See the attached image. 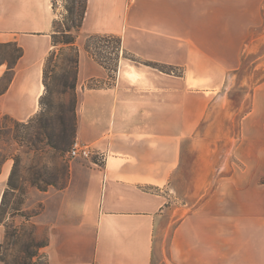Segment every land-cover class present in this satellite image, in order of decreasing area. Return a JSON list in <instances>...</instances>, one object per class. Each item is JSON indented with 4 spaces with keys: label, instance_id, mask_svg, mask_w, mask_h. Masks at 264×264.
Returning <instances> with one entry per match:
<instances>
[{
    "label": "crops",
    "instance_id": "crops-1",
    "mask_svg": "<svg viewBox=\"0 0 264 264\" xmlns=\"http://www.w3.org/2000/svg\"><path fill=\"white\" fill-rule=\"evenodd\" d=\"M56 18L52 0H0V43L22 50L13 68L0 65V77L12 75L0 114L27 121L39 112ZM260 33L264 0H87L76 39L77 140L102 159L74 166L67 187L36 192L48 264H264V78L228 149L233 166L200 200L215 160L201 164L215 150L200 127ZM94 34L119 36L137 59L121 55L112 84L85 47ZM10 167L0 169V213ZM173 192L177 218L167 211ZM5 235L0 220V243Z\"/></svg>",
    "mask_w": 264,
    "mask_h": 264
},
{
    "label": "rangeland",
    "instance_id": "rangeland-1",
    "mask_svg": "<svg viewBox=\"0 0 264 264\" xmlns=\"http://www.w3.org/2000/svg\"><path fill=\"white\" fill-rule=\"evenodd\" d=\"M82 2L83 0H52L57 13L55 40L63 38L65 30L73 26V20L77 25L83 19L80 17L83 13ZM72 28L77 39L81 27ZM118 46L115 38L91 35L85 40V47H89L96 59L105 62L111 69L117 66L121 55L133 56L123 53ZM61 47H64L63 52H60ZM52 50L56 51V54L48 68L50 92L44 99L43 109L40 108L39 112L27 121H17L8 115L0 114V169L3 163L11 166L12 185L7 189L0 213L6 233V244L0 246V264H5L2 258L7 264H48L43 247L38 246L47 240L35 234L34 221L43 208L36 192L63 189L72 180V168L76 169V166L79 167L92 158L97 161L102 159L100 155L83 159L72 158L69 154L77 140L80 96L76 89L64 86L63 75L69 83L74 81L73 65L66 59L73 56L74 51L61 44L53 45ZM261 54H264V33L255 34L253 42L245 50L241 67L221 92V98L213 101L207 110L199 135L212 141L211 147L215 151L214 156L205 154V162L201 164L211 163L210 157L215 160L211 164V183L208 184L207 190L204 189L206 192L201 193L200 200L211 190L214 180H219L228 172V164L233 166V157L231 156L230 162L225 158L228 157V149L233 142H238L241 136V121L250 108L251 91L264 78V56L261 59ZM17 55L18 49L13 43H0L1 63L9 67ZM165 70L181 73L175 66L165 65ZM109 74V83L112 84L116 73ZM10 75L11 72L7 71L0 77V92L5 89ZM193 159L195 160V155L189 158V168L195 162ZM239 167L240 163L237 161L236 168ZM12 187L16 189L13 190ZM178 196L179 193H172L171 208L167 210L173 213L174 218L179 216V201L174 199ZM27 245L31 247L32 253H36L35 256L30 257L25 251Z\"/></svg>",
    "mask_w": 264,
    "mask_h": 264
},
{
    "label": "trees",
    "instance_id": "trees-1",
    "mask_svg": "<svg viewBox=\"0 0 264 264\" xmlns=\"http://www.w3.org/2000/svg\"><path fill=\"white\" fill-rule=\"evenodd\" d=\"M82 7H83V13H82V15H80V17L84 19L85 12H86V7H87V0H83ZM53 8H54V5H53ZM83 19H81V21L77 25L75 24V21L73 20V26H71V27L69 26L67 28V30H65L64 34H62L63 35V38L61 40H55L54 39L55 38V35H56V32L53 34V39H52L54 46H57V45H60V44L61 45H66V46H69V48L74 51V55L73 56H70V57H67L66 58L67 59V62L73 65V69H74L73 79H74V81L72 83H69V81L67 80V77L65 78V76L63 75L64 86L71 87L72 89H76V85H77L78 66H79V55H80V50H79V48H78V46L76 44V38H75V36H74V34L72 32V29H73L72 27H74V28L81 27L82 26V23H83ZM92 36H98V37H103V38H115L116 41H117V43L119 44L118 49L121 48V38L119 36H117V35H114V34H94ZM17 49H18V55H17L16 59L19 56L22 55V50L20 48H18V47H17ZM86 49L92 55L94 54V53H92L90 51L89 47H86ZM63 51H64V47H61L60 48V52H63ZM55 54H56V51H53V50L50 51L49 54H48V56L46 57L45 64H44V69H43V83H44L45 91H44L43 95L40 97V108H42V109H43V106L42 105L44 104V99L47 96V94L50 92L49 84H48V77H49L48 68L50 67V63L53 61V57H54ZM126 57H128V58H130L132 60H137L134 56H129V55L127 56L126 55ZM99 61L105 67L108 68L109 72L113 73V72H116L117 71V66L115 68H112L111 69L110 67H108L106 65L105 62H103L101 60H99ZM1 64H3V63L0 62V65ZM147 64L152 65V66H154V67H156V68H158V69H160L162 71L168 72V71L165 70V65H163V64H159V63H156V62H147ZM9 68H13V65L9 66ZM11 77H12V75H10L8 82L10 81ZM10 181H11V176H10V179H9V186H12ZM12 189H16V188L12 187ZM4 244H6V241H4L3 243H0V246H3ZM46 244H47V242H42V243L38 244V246L39 247H44ZM25 251H27L30 254V257H33V256L36 255L35 252L34 253L31 252V247L29 245H27L25 247ZM1 260L5 264H7V261L4 258H2Z\"/></svg>",
    "mask_w": 264,
    "mask_h": 264
},
{
    "label": "built area",
    "instance_id": "built-area-1",
    "mask_svg": "<svg viewBox=\"0 0 264 264\" xmlns=\"http://www.w3.org/2000/svg\"><path fill=\"white\" fill-rule=\"evenodd\" d=\"M72 158H91L93 155H99L90 145L80 142L76 140L69 152Z\"/></svg>",
    "mask_w": 264,
    "mask_h": 264
}]
</instances>
